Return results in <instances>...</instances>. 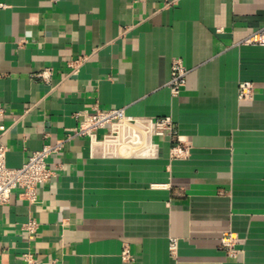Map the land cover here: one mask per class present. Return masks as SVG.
<instances>
[{"label":"crops","instance_id":"1","mask_svg":"<svg viewBox=\"0 0 264 264\" xmlns=\"http://www.w3.org/2000/svg\"><path fill=\"white\" fill-rule=\"evenodd\" d=\"M262 31L264 0H0L9 166L66 140L85 111L127 115L66 141L35 201L13 190L0 264H264V44L250 41ZM175 58L190 71L177 96ZM165 116L181 156L155 134Z\"/></svg>","mask_w":264,"mask_h":264},{"label":"built area","instance_id":"2","mask_svg":"<svg viewBox=\"0 0 264 264\" xmlns=\"http://www.w3.org/2000/svg\"><path fill=\"white\" fill-rule=\"evenodd\" d=\"M264 31L260 35L253 36L250 41L260 42L264 44ZM259 39V41H258ZM78 61L71 62V66L77 67ZM75 73V71H72ZM189 69L185 66L182 58H175L171 65L170 79L167 83L174 96L181 93L187 84V76ZM52 69H44L37 76L44 79L50 78ZM240 99H252L254 97V86L249 81L240 84ZM4 107L0 106V129L4 130L2 120L5 116ZM127 115L123 108L99 109L94 112H83L82 118L78 120V124L71 129L69 137L66 140L58 141L53 144H46L41 149L34 151L30 157L20 166L12 167L7 164L8 147L2 140L3 132H0V206L10 201L12 192L16 188H21L22 196L30 201L38 198V187L40 184L50 180L53 172L49 167V158L59 153L65 142L73 137H91L96 131L105 129L116 122L126 119ZM156 135H170L178 139L180 143L173 146L171 151L176 157L183 155L187 151V147L181 143L177 130L175 129L173 119L170 116L159 118L154 123ZM27 228L31 233L35 232V224L29 222ZM239 238L234 233H228L221 237V245L231 255L239 252L236 245ZM176 242L172 241V247ZM125 256L131 257L128 250H125ZM26 259L32 261V255L27 253Z\"/></svg>","mask_w":264,"mask_h":264}]
</instances>
